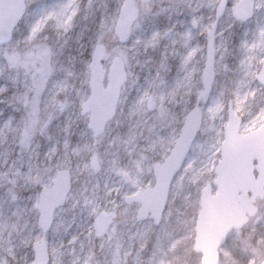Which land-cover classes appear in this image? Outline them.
Returning <instances> with one entry per match:
<instances>
[{
	"label": "clouds",
	"instance_id": "obj_1",
	"mask_svg": "<svg viewBox=\"0 0 264 264\" xmlns=\"http://www.w3.org/2000/svg\"><path fill=\"white\" fill-rule=\"evenodd\" d=\"M133 7L143 10L144 4L142 0H122L113 12L105 6L101 13V38L93 43V52L81 60V67L71 75V80L58 75L61 52L55 40L43 33L26 37V50L21 52L30 66L21 87L8 101L20 116L17 119L9 115L0 122V155L9 168L21 161L27 165L20 186L31 188L32 194L27 201L14 205L19 211H13L9 219L21 244L31 248L32 254L31 259L28 253L17 257L0 244V253L10 258L8 264H41L37 245L47 250L46 264H75L71 259L72 245L81 236V243L86 241L90 245V259L95 256L93 249L103 257L94 259L92 264H136L143 244L134 239L133 229L152 223L139 194L156 188L158 169L167 166L175 176L172 197L160 213V218L169 223L194 205L201 186L213 174L219 150L215 129L205 120L198 129L201 138L191 143L195 135L189 123L191 110L177 112L178 101L172 95L157 94L141 84L139 37L134 35V26L130 25L127 31L120 26L121 19ZM212 23L205 26L206 30L211 29ZM97 48L102 50L100 54H96ZM101 70L109 103L102 119H98L88 99L95 74ZM144 79L147 81L148 77ZM77 101L78 115L87 123L92 156L89 162H77L74 166L69 151L79 154L80 149H70L65 140L60 147L54 143L41 151L38 137L44 135L55 115ZM100 146L104 157L121 147L129 152L135 150L133 163L124 177L112 181L110 167L98 162ZM53 187H60L63 193L55 202L45 198ZM81 216L87 221V231L69 232L74 223L80 226ZM101 217L107 221L103 229L97 228Z\"/></svg>",
	"mask_w": 264,
	"mask_h": 264
},
{
	"label": "rangeland",
	"instance_id": "obj_2",
	"mask_svg": "<svg viewBox=\"0 0 264 264\" xmlns=\"http://www.w3.org/2000/svg\"><path fill=\"white\" fill-rule=\"evenodd\" d=\"M197 1L142 0L144 9L138 11L132 23L134 35L139 37L138 55L143 64L141 84L146 82L144 77L147 76V81L154 91L157 90L159 82L165 85L163 79L166 80L170 72L167 71L168 61L161 64L162 56L155 55L151 48L144 44L146 34L152 28H157V31H162L160 37L166 36L168 34L166 29H173L170 27L171 23L181 21L187 39L197 44V54L193 57V65L197 69L196 82L186 86L183 91L176 92L174 100L178 101L175 104L177 112L192 108L202 89L207 41L205 26L213 22L215 8L219 2V0H206L204 5H196ZM237 1L227 0L224 13L218 19L214 35V80L208 100L205 103L200 101L201 125L207 120L215 129L219 141V150L212 166L213 174L207 182L211 184L212 191L215 190L214 167L220 157V144L224 138V126L228 120V104L230 103L233 113L241 118L240 132L252 130L264 122V85L256 78L264 59V0H254L253 13L245 20H237L231 12V6ZM53 2H57L56 4L61 7L67 4L66 0H25V12L16 24L11 39L0 44V89H3L0 90V110H2L0 122L7 119L9 115L17 119L20 116L19 112L14 111V104L8 101L21 87V81L24 80L30 66L26 62L27 57L21 52L26 50L28 43L26 37L38 33L46 34L55 41L59 37L60 41L56 42V47L61 52L57 64L58 75L71 80V75L79 71L81 60L93 52V43L101 38V13L105 11V6L108 12H113L122 0H91L88 8H86V0H74V11L71 10L70 14L68 12V15H62L66 21L62 24L64 27H58L57 22L54 19H47L49 15H45L42 11L48 9ZM136 2L137 0H134V3ZM85 9L86 12L83 14ZM77 26L82 28L80 35L75 37ZM259 43H261L260 47ZM250 46L251 49H249ZM239 76L244 79L245 84L241 92L238 91L241 97L240 102L235 95L238 82L241 80ZM237 78L239 80L235 84ZM79 108L80 102L77 101L71 107L60 111L51 119L44 135L38 137L41 144L40 150L44 151L52 147L55 139L63 140V137L65 138L62 144L66 140L70 149L75 148L77 136L80 134L84 144L79 154L69 151V157L74 166L77 162H89L92 156L87 123L78 115ZM208 109L210 110L207 112ZM37 115L40 116L41 113L38 111ZM65 124L67 129L60 130ZM49 136L52 139H48ZM200 138L198 131L193 143ZM62 144L59 143L58 147ZM128 148H131V145ZM128 148L121 147L114 152L115 154L104 157L101 155L104 151L103 146H100L98 162L110 167L114 181L124 177L133 163L135 150L129 152ZM26 169L27 165L23 161L15 168H9L5 157L0 155V233H4L6 229L4 227L10 225L9 217L4 216L6 210L8 213L13 212L14 205L27 201L32 194L31 188L20 186L21 177L26 173ZM19 171L23 172L22 176L19 175ZM174 180L175 176L170 184L166 204L172 197ZM200 191L194 205L189 206L186 212L181 211L175 222L169 223L161 219L156 224L152 219L151 224L143 223L138 229H133L134 239L143 244L140 254L136 257V264H156L158 258H161L162 264L200 263L201 254L193 250ZM256 203L258 210L250 217L246 226L229 232L225 243L219 249V264H260L264 259V235H262L264 233V196L258 198ZM79 224H82L83 230L80 227L75 231L73 228L76 223H74L69 232L87 231V221L84 216L80 217ZM137 232L140 234L137 235ZM144 235L146 237L141 239ZM64 239L67 241L68 237L65 236ZM81 241L83 236L72 245L71 259L75 264H85V261L92 264L96 258L103 259L96 249H93L95 256L90 259V245L86 241L83 243ZM12 246L13 254L22 247L23 253H28V258L31 259L32 249L24 247L16 234L13 237ZM78 251L79 255H77ZM9 259L5 254L0 253V261H4V264H8Z\"/></svg>",
	"mask_w": 264,
	"mask_h": 264
},
{
	"label": "water",
	"instance_id": "obj_3",
	"mask_svg": "<svg viewBox=\"0 0 264 264\" xmlns=\"http://www.w3.org/2000/svg\"><path fill=\"white\" fill-rule=\"evenodd\" d=\"M132 2L134 3V0ZM226 5L227 0H219L215 8L214 23L206 32L202 89L189 112V123L195 131L191 143L201 126L200 101L205 103L211 92L214 80V35L218 19L224 13ZM253 7L254 0H238L231 6V12L237 20H245L252 15ZM25 8V0H0V44L11 39L12 32L24 14ZM137 15L136 8L129 9L127 16L121 19V30L127 31ZM101 51L97 48L96 54H100ZM257 79L264 85V60L257 73ZM104 81L105 77L101 70L95 74L93 90L88 99L98 119H102L109 103ZM240 124L241 118L233 113L229 103L228 121L224 126V139L220 145V159L214 168L215 190L212 192L211 184L207 183L200 191L193 243L194 251L201 253L200 264L219 263V248L225 242L228 233L247 222L258 209L256 198H262L264 195V122L248 132H240ZM173 177L169 167H161L156 173V188L139 194L144 211L156 224L161 220L160 213L165 207ZM65 182L66 179L61 181V183ZM62 194L60 187H53L45 193V198L55 202L62 197ZM106 222V219L101 217L97 221V228L103 229ZM37 247L41 264H46L47 250L42 245ZM260 264H264V259Z\"/></svg>",
	"mask_w": 264,
	"mask_h": 264
},
{
	"label": "bare ground",
	"instance_id": "obj_4",
	"mask_svg": "<svg viewBox=\"0 0 264 264\" xmlns=\"http://www.w3.org/2000/svg\"><path fill=\"white\" fill-rule=\"evenodd\" d=\"M66 1H67V4L65 3L66 5L63 7L56 4L57 2H53V4L48 9L42 10L45 13V15H49L47 19H54L58 25L64 24L66 21H65L64 16L62 15H68V12L70 14L71 10L74 11V8H73L74 0H66ZM205 1L206 0H198L196 2V5L198 4L204 5ZM90 4H91V0H86V8H88ZM55 9H58V11H55ZM77 12L78 10L76 11V13ZM85 12H86V9L84 10L83 14ZM170 27H172L173 29H166L168 30L167 32L168 34L166 36L164 35L161 37H160V32L162 31L160 30L157 31L156 30L157 28H152L151 31L146 34L144 44L148 46L149 48H151V50L153 51V53H155V55L157 54V55L162 56L161 64H163V62L165 63L166 61H168L167 71H169L170 74L168 75V78L166 80L163 79V81H165V85L164 84L162 85V82H159V84H157L158 88L155 92L157 94L166 95V96L172 95L174 99L177 91L179 90L183 91V89H185L186 86H189L192 83L196 82L197 69L193 65V61H194L193 57L197 54L198 46L194 42H191L190 41L191 39H187V34L185 31H183L181 21H177V22L173 21ZM81 28L82 26H77L75 37L80 35ZM58 41H60L59 37H57L56 42ZM260 45L261 43H259V47ZM249 49H251V46ZM239 79H241L240 76H239ZM239 79L238 78L236 79L235 84H237ZM143 85L146 87H150V84L148 81L143 83ZM244 86H245L244 79H241L240 82H238V86L236 88L237 93L235 94L239 102L241 99L239 92H241ZM209 110L210 109H208L207 112ZM212 112L213 111H211V113ZM62 129L66 130L67 125L65 124L64 126H62L60 130ZM80 137L81 135L79 134L77 136V142L75 143V148L81 150V146L84 143ZM64 138L65 137H63L62 139L64 140ZM63 140L55 139L54 143H56L57 146H59V143L62 144ZM19 175L22 176L23 172L19 171ZM112 181L114 180L112 179ZM14 211H16V208H14ZM11 213L12 211L8 213L6 210L4 216L7 215L8 217H10ZM79 225L80 226L78 227L76 224L73 229L76 231L77 228L81 227V229L83 230L84 227L82 226V224H79ZM4 228H6L5 232L0 233V243L6 245L12 251L13 237L15 236L16 233L15 231H13L11 227V222H10V225L5 226ZM136 234L138 235L140 234V232H137ZM142 237L145 238L146 235L141 236V239ZM15 255L17 257L24 256L22 247L16 250ZM77 255H79V251ZM151 259L152 257L150 258V262H151ZM147 261L149 262V256L147 258ZM136 262H137V259H136ZM0 264H4V261H0ZM156 264H162L161 258H158Z\"/></svg>",
	"mask_w": 264,
	"mask_h": 264
},
{
	"label": "flooded vegetation",
	"instance_id": "obj_5",
	"mask_svg": "<svg viewBox=\"0 0 264 264\" xmlns=\"http://www.w3.org/2000/svg\"><path fill=\"white\" fill-rule=\"evenodd\" d=\"M194 25L196 26V23H195ZM249 219H250V218H249ZM248 221H249V220H248ZM245 226H246V224H245V225H243L242 227H245ZM242 227H240V228H242ZM240 228H239V229H240ZM226 239H227V238H226Z\"/></svg>",
	"mask_w": 264,
	"mask_h": 264
}]
</instances>
